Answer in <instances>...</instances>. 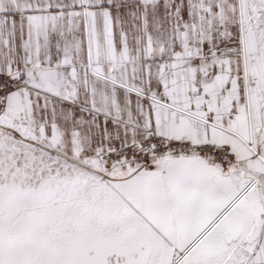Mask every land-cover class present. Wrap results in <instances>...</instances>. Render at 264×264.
I'll return each instance as SVG.
<instances>
[{"label": "snow or ice", "instance_id": "6c2138e0", "mask_svg": "<svg viewBox=\"0 0 264 264\" xmlns=\"http://www.w3.org/2000/svg\"><path fill=\"white\" fill-rule=\"evenodd\" d=\"M0 264H264V0H0Z\"/></svg>", "mask_w": 264, "mask_h": 264}]
</instances>
